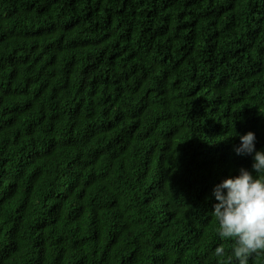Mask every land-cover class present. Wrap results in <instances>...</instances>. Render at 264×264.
I'll return each instance as SVG.
<instances>
[{
    "label": "trees",
    "instance_id": "obj_1",
    "mask_svg": "<svg viewBox=\"0 0 264 264\" xmlns=\"http://www.w3.org/2000/svg\"><path fill=\"white\" fill-rule=\"evenodd\" d=\"M249 130L264 0H0V264H228Z\"/></svg>",
    "mask_w": 264,
    "mask_h": 264
},
{
    "label": "clouds",
    "instance_id": "obj_2",
    "mask_svg": "<svg viewBox=\"0 0 264 264\" xmlns=\"http://www.w3.org/2000/svg\"><path fill=\"white\" fill-rule=\"evenodd\" d=\"M238 135L234 146L237 155L252 157L251 170L240 168L237 175H229L213 187L216 203L211 215L217 224V236L231 241L228 264H248L254 253L264 251V149L256 148V134L247 131ZM216 256H224L225 249L217 247Z\"/></svg>",
    "mask_w": 264,
    "mask_h": 264
}]
</instances>
